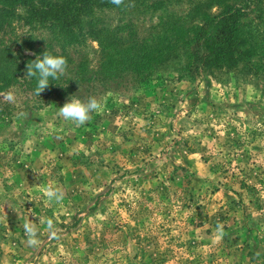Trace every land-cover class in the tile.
<instances>
[{"label": "rangeland", "instance_id": "374dc122", "mask_svg": "<svg viewBox=\"0 0 264 264\" xmlns=\"http://www.w3.org/2000/svg\"><path fill=\"white\" fill-rule=\"evenodd\" d=\"M154 1L87 18L122 49L167 37L171 21L188 28L193 6L218 11L207 0ZM260 8L264 20V0ZM257 14L249 19L262 30ZM52 37L19 20L0 30V48L14 54L50 43L84 63L64 74L63 96L17 83L0 91V264H264V73L188 65L180 44L144 72H101L93 37L69 46ZM90 97L103 110L86 124L59 116ZM49 184L62 202L43 195Z\"/></svg>", "mask_w": 264, "mask_h": 264}, {"label": "trees", "instance_id": "16d2710c", "mask_svg": "<svg viewBox=\"0 0 264 264\" xmlns=\"http://www.w3.org/2000/svg\"><path fill=\"white\" fill-rule=\"evenodd\" d=\"M137 1L125 0L121 8ZM165 1H154L152 5L159 7ZM262 1L207 0V7L214 5L218 8L216 13L193 6L189 14L194 22L188 28L171 21L165 24L167 37L153 44L138 43L122 49L114 48L116 40L105 37L103 34L107 30L87 18L96 9L114 7L109 0H0V30L9 28L13 21L19 20L29 28L47 30L60 45H78L86 37H93L105 51V57L99 64L101 72L120 68L144 72L168 59L180 44L185 47L183 53H186L188 65L230 71L241 64L246 72L257 74L258 71L264 73V64L257 65L252 57H264L259 51L264 46V29L259 30L258 25L252 26L249 14L256 9L259 21H264L260 16ZM16 8H23L24 14H18ZM28 47L32 52L24 56L10 52L7 47L0 48V91L15 83L25 90L34 91L37 81L25 76L26 65L37 56L42 57L44 51L67 59V75L73 74L72 71L84 64L82 59H73L64 50L61 53L50 50V43L44 50L33 45ZM65 76H60L58 80L50 78L48 88L42 93L63 96L67 92L63 82Z\"/></svg>", "mask_w": 264, "mask_h": 264}, {"label": "clouds", "instance_id": "9594fccd", "mask_svg": "<svg viewBox=\"0 0 264 264\" xmlns=\"http://www.w3.org/2000/svg\"><path fill=\"white\" fill-rule=\"evenodd\" d=\"M109 2L117 7L125 4V0H109ZM134 4L129 3L126 7H133ZM67 69V59L64 56L53 55L47 51L43 52L42 57L37 56L35 60L26 65L25 76L27 78H36V87L34 94L40 97V94L46 90L52 80H58L60 76L64 75ZM14 97L13 93H9V100ZM103 110L102 103L95 97H90L87 102H82L80 99H70L59 108V116L65 121L74 122L77 127H80L92 119L90 113L96 112L100 114ZM43 195L51 202H62L64 193L54 185H47L43 189ZM51 227V221H46ZM25 235L28 238L29 245H35L37 243L36 235L38 228L35 224L26 221L23 225ZM218 238L222 236L223 226L217 224Z\"/></svg>", "mask_w": 264, "mask_h": 264}]
</instances>
